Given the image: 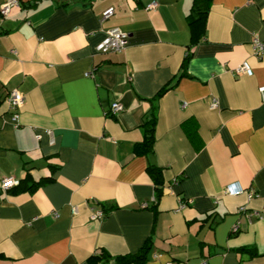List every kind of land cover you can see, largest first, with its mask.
<instances>
[{"label":"crops","instance_id":"0c3cea01","mask_svg":"<svg viewBox=\"0 0 264 264\" xmlns=\"http://www.w3.org/2000/svg\"><path fill=\"white\" fill-rule=\"evenodd\" d=\"M18 1L0 13V264L145 246V264H264V0H212L194 27V0ZM113 29L126 48L99 52Z\"/></svg>","mask_w":264,"mask_h":264},{"label":"built area","instance_id":"2783aa9c","mask_svg":"<svg viewBox=\"0 0 264 264\" xmlns=\"http://www.w3.org/2000/svg\"><path fill=\"white\" fill-rule=\"evenodd\" d=\"M20 3L18 0H6L0 9V13L2 16H8L12 9L15 7H19ZM156 4L152 5L151 8H154ZM115 13L114 8H109L103 13V19H109ZM128 42V34L123 32L120 29H113L107 33L106 39L99 45L98 51L102 53H120L122 52ZM253 50L254 55L256 56H264V41L259 40L257 37L254 39L253 43ZM240 73H244L247 75H252L253 71L248 63H244L242 67L239 69ZM260 92L264 96V87L260 89ZM23 97L18 92H12L9 98V103L12 108L16 109L19 108L23 104ZM214 106H217V102L214 103ZM123 111L122 105L119 103H114L112 105L111 112L113 115H117ZM18 116H15L14 120L17 119ZM18 185V181L15 178H5L1 182V188L4 190L11 189ZM227 193L230 195H240L243 193L242 190H236V186L232 185L227 189ZM253 195L250 194L249 197L251 198ZM104 213L99 211L93 215L94 220H102L104 218ZM199 264H208L207 261L203 260Z\"/></svg>","mask_w":264,"mask_h":264},{"label":"trees","instance_id":"16d2710c","mask_svg":"<svg viewBox=\"0 0 264 264\" xmlns=\"http://www.w3.org/2000/svg\"><path fill=\"white\" fill-rule=\"evenodd\" d=\"M211 2L212 0L193 1L192 9L190 11V14L188 15V22L191 27H194L196 24L204 21V19L206 18L209 12ZM189 59L190 56H188V58L186 59V62L184 63L185 66L188 64ZM167 90L168 88L163 89L160 92V96L163 95ZM156 123H157V113L154 108L150 117L145 122L146 136H145V140L137 146L138 153L146 154L147 152L153 149L155 143ZM149 170L156 185L159 186L160 184H162V172L158 168H150ZM145 248L146 246L142 249L141 252L137 253L136 255H132V257H130L131 255H128V256H117L112 258L111 255H109L105 251H102L99 254L93 255L89 259V263L90 264H128L133 261L138 264H145V261L147 260V252H145Z\"/></svg>","mask_w":264,"mask_h":264}]
</instances>
